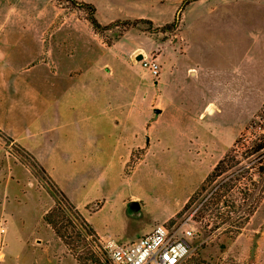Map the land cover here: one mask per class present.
Returning <instances> with one entry per match:
<instances>
[{
	"label": "rangeland",
	"instance_id": "rangeland-1",
	"mask_svg": "<svg viewBox=\"0 0 264 264\" xmlns=\"http://www.w3.org/2000/svg\"><path fill=\"white\" fill-rule=\"evenodd\" d=\"M77 1L94 6L99 29L88 9L69 0H0V82L18 91L16 106L44 108L45 124L58 109L69 115L75 122L48 135L60 149L76 143V128L92 137L90 150L52 160L72 208L36 161L0 132V171L12 159L14 170L22 164L34 175L0 183L5 211L16 217L9 224L0 218V264H106L98 237L127 244L159 223L192 227L187 264H264V171L256 172L264 168V154L251 153L255 141H264V0L191 1L177 25L183 0ZM137 55L173 67L165 71L162 99L158 76ZM90 66L111 76L106 83L113 91L129 92L96 105L76 86V75ZM0 105L6 107L3 100ZM226 152L234 156L227 170L182 210ZM29 181L44 186V196ZM223 182L230 187L222 197L229 207L210 203ZM255 202L240 222L235 207ZM222 210L230 220L216 217ZM47 211L53 227L43 220ZM18 230L26 236L19 251Z\"/></svg>",
	"mask_w": 264,
	"mask_h": 264
},
{
	"label": "crops",
	"instance_id": "crops-1",
	"mask_svg": "<svg viewBox=\"0 0 264 264\" xmlns=\"http://www.w3.org/2000/svg\"><path fill=\"white\" fill-rule=\"evenodd\" d=\"M166 46V45H165ZM165 46L160 47V53L159 57L164 58L165 55ZM160 64V72L158 77L155 79V85L157 86V90L160 92L163 88V86H166V73L167 69L164 67L165 62L162 61ZM173 67H171L170 70L172 72ZM193 70L195 73H193ZM97 70L95 67L90 66L88 69H86L83 73L77 74L79 81L81 84H76V86H79V92L78 93H91L93 95L94 100L96 101V105L100 103H105L108 100V97H111L114 92L117 94H123L129 92V90H116L113 91L110 83H106L107 80L111 78V76L106 72H96ZM186 71L191 75H198L197 69H195L192 66H188L186 68ZM93 75L94 78H91L90 76ZM88 77L91 78V80L88 82V84L84 83L88 81ZM73 78V76L71 77ZM7 81L1 80L0 82V101L3 100L4 103H6V107L2 108L0 105V132H3L10 140V142L13 144H16L20 149L23 150L25 154H27L29 157H31L38 166L41 168V170L44 172V174L50 179L52 183H54L58 189L66 195L64 190L62 189V186L59 183V180L56 176H59L56 172V165L54 161H67L74 158V155H79L80 152L84 150H90V145L92 144V137L90 136H84L81 134L79 128H76V143L74 145L70 146L69 144L63 147V149H60L58 147L57 141H52L50 138H48V135L52 136V134L56 131H60L62 128H68L72 122H75L72 120L69 115L65 116V113L63 111V114L61 113V110L58 109L56 112H54V115L56 117H50L52 122L49 123H43L44 120V108H39L38 110L30 105H20L16 106L19 103H17L16 97L18 95V91H11L9 88L11 85H9ZM8 88V89H7ZM74 88L67 89L66 95L67 97L73 96ZM72 94V95H71ZM71 95V96H70ZM103 97V99H102ZM162 99V98H161ZM9 103V105H8ZM211 104L210 102L207 103L205 106L208 107V105ZM143 105V101L142 104ZM126 117L129 118V113L125 112ZM54 118H57V121H55ZM114 121L113 118L109 117V122L111 123ZM36 137H42V141L40 138ZM134 142L137 140L136 135L133 136ZM88 147V148H87ZM128 147L125 149L127 150ZM76 153V154H75ZM126 157H128L127 151H125ZM125 156L121 158H126ZM54 160V161H52ZM11 159L9 164V169L7 171H0V183L4 182V187L8 183V179L17 178V176H23L24 172H26L27 176L30 175L32 178H34V175H32V170H30L28 167H24L22 164L20 167L16 170H14V167L17 165V163L12 162ZM12 168V169H10ZM56 172V173H55ZM29 185L32 188L33 192L37 194L38 197L44 196V186L41 185V187H35L33 182L29 181ZM19 191L25 193L26 191L18 188ZM48 193V192H47ZM3 195H6V197H3L2 200H0V218L4 217L6 219V223L9 224L12 219L15 220L14 211H9V213H6L5 210L6 204L4 205V201L7 199V192H2ZM48 195V194H47ZM67 197V195H66ZM14 198L17 199L16 196ZM129 200H136V197L131 196ZM129 201V205H130ZM11 210V209H10ZM44 211V208L42 212ZM8 227V225L6 226ZM150 229H148L145 233H147ZM19 232V230H18ZM102 237V236H100ZM25 238L23 236L22 232H19V236L17 239V251L19 249H23L25 247ZM6 241V239H5ZM64 245H61V250H64Z\"/></svg>",
	"mask_w": 264,
	"mask_h": 264
},
{
	"label": "built area",
	"instance_id": "built-area-1",
	"mask_svg": "<svg viewBox=\"0 0 264 264\" xmlns=\"http://www.w3.org/2000/svg\"><path fill=\"white\" fill-rule=\"evenodd\" d=\"M141 65L152 77H157L160 64L157 58L143 56ZM4 226L0 225V248ZM192 227L188 224H156L149 232L127 244L98 237L106 264H182L189 255Z\"/></svg>",
	"mask_w": 264,
	"mask_h": 264
},
{
	"label": "trees",
	"instance_id": "trees-1",
	"mask_svg": "<svg viewBox=\"0 0 264 264\" xmlns=\"http://www.w3.org/2000/svg\"><path fill=\"white\" fill-rule=\"evenodd\" d=\"M72 4L78 6V7H84L86 9H88V20L90 22V24L92 25V27L94 29H99L100 28V24L97 22L95 16H94V12H95V8L92 4H89V3H86V2H82V1H77V0H69ZM191 1H195V0H183L181 5L179 6V9L175 15V18H174V23H172V25H177L178 24V20H179V14L180 12L183 10V8ZM262 137H264V134H262ZM264 149V141H260V142H254V146L251 147V153H255L257 155V157L261 156L264 154V151L263 152H260V150ZM234 160V156H231L229 155L228 152H226V154L220 159L217 161V163L215 164V166L213 167V170L212 172L210 173V175H208L204 181L202 182L200 188L192 195L188 198V200L186 201V203L184 204L183 206V209L182 210H185L187 209L194 197L196 195H198L200 192H202L203 190L206 189V185L208 182L211 181V179L215 176H219L221 175L222 173H224L226 170H227V166L229 165V163L233 162ZM256 163H260V160H257ZM257 166V165H256ZM255 166V167H256ZM257 169L259 170H256V172L259 174L261 172L264 171V168L262 166L258 167ZM52 183V182H51ZM228 183H220L216 188H214V190L211 192V196L210 198H212V201H210L211 204L213 205H219L220 203L223 204L224 206H227L229 207L228 203L225 201L222 200V197L227 195L228 193L230 194L229 192V189L230 187L227 185ZM52 185L54 186V184L52 183ZM227 185V186H226ZM55 187V186H54ZM56 188V187H55ZM57 189V188H56ZM58 190V189H57ZM59 191V190H58ZM59 193L63 196V198L66 200L67 204L73 208V206L67 201V198L64 196V194L59 191ZM243 193L240 192V197L241 199L244 201L243 199ZM243 206V204H241ZM241 205H238L235 207V210H234V213L238 212L240 213V211H242V215L240 216H237L239 217L240 219V222L242 221L243 222V219H247L248 216L254 211L255 207H256V202L253 203V204H250L249 206L247 207H244V208H241L242 206ZM235 205L232 204L231 207H234ZM204 209H202L203 211ZM76 215L80 216V214L77 213L76 211ZM216 217H219L220 220L223 222H226L228 220H230V216L228 215V210H222L221 212L218 213V216ZM82 219V218H81ZM43 220L45 221V223L51 225L52 227L55 225L54 224V221L51 219V211H47L44 216H43ZM60 237V236H59ZM187 257L185 258V260L182 262V264H187L186 263V260Z\"/></svg>",
	"mask_w": 264,
	"mask_h": 264
},
{
	"label": "water",
	"instance_id": "water-1",
	"mask_svg": "<svg viewBox=\"0 0 264 264\" xmlns=\"http://www.w3.org/2000/svg\"><path fill=\"white\" fill-rule=\"evenodd\" d=\"M141 58H142V55H137V56H136V59H137V60H140ZM130 205H131V206H132V205H133V206H137L138 203H137L136 201H131V202H130Z\"/></svg>",
	"mask_w": 264,
	"mask_h": 264
}]
</instances>
